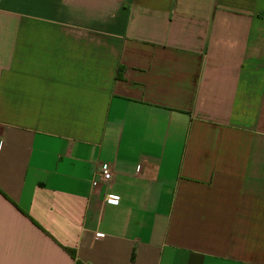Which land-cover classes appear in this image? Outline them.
Returning a JSON list of instances; mask_svg holds the SVG:
<instances>
[{
  "label": "crops",
  "instance_id": "0c3cea01",
  "mask_svg": "<svg viewBox=\"0 0 264 264\" xmlns=\"http://www.w3.org/2000/svg\"><path fill=\"white\" fill-rule=\"evenodd\" d=\"M77 262L264 264V0H0V264Z\"/></svg>",
  "mask_w": 264,
  "mask_h": 264
},
{
  "label": "built area",
  "instance_id": "2783aa9c",
  "mask_svg": "<svg viewBox=\"0 0 264 264\" xmlns=\"http://www.w3.org/2000/svg\"><path fill=\"white\" fill-rule=\"evenodd\" d=\"M140 170V168H138ZM96 179L92 181V185L94 187L98 186L100 183H107L109 182L113 177V168L109 163L101 162L98 164L96 168ZM109 202L113 204H118V200L115 199H109Z\"/></svg>",
  "mask_w": 264,
  "mask_h": 264
},
{
  "label": "trees",
  "instance_id": "16d2710c",
  "mask_svg": "<svg viewBox=\"0 0 264 264\" xmlns=\"http://www.w3.org/2000/svg\"><path fill=\"white\" fill-rule=\"evenodd\" d=\"M69 251V250H68ZM71 255H74V251H70ZM76 264H82L80 262H77Z\"/></svg>",
  "mask_w": 264,
  "mask_h": 264
}]
</instances>
